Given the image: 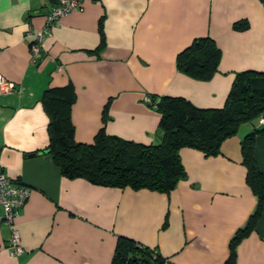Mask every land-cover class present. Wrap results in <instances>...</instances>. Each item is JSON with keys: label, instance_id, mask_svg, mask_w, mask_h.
I'll list each match as a JSON object with an SVG mask.
<instances>
[{"label": "crops", "instance_id": "0c3cea01", "mask_svg": "<svg viewBox=\"0 0 264 264\" xmlns=\"http://www.w3.org/2000/svg\"><path fill=\"white\" fill-rule=\"evenodd\" d=\"M56 0H0V77L17 91L0 95V165L30 188L11 227L0 224V264H112L118 238L155 250L169 264H225L230 242L257 205L246 183L240 142L261 128L242 124L206 156L179 149L185 172L169 193L106 187L67 178L47 153L46 90L71 87L74 142L108 136L149 146L160 114L145 99L183 98L200 109L225 106L237 74L264 72V0H83L30 61L28 30L39 31ZM213 41L217 70L196 79L176 67L195 39ZM150 99V98H149ZM253 156L264 175V135ZM23 253H8L11 230ZM235 264H264V205L235 247Z\"/></svg>", "mask_w": 264, "mask_h": 264}, {"label": "trees", "instance_id": "16d2710c", "mask_svg": "<svg viewBox=\"0 0 264 264\" xmlns=\"http://www.w3.org/2000/svg\"><path fill=\"white\" fill-rule=\"evenodd\" d=\"M219 51L207 38L195 39L176 57L178 70L196 79H208L218 66ZM149 106L160 114V141L149 146L134 144L101 130L90 145L74 142L70 108L74 102L71 87L46 90L41 102L49 123L47 153L67 178L84 177L106 187L148 189L169 193L185 177L178 151L189 147L206 156L220 154L221 144L236 135L238 128L264 113V72L237 74L226 104L221 109H200L183 98L149 97ZM256 135H264V126L248 133L240 142L246 183L257 198V205L245 226L230 242L225 264H235V247L255 227L264 205V175L253 156ZM148 258L163 264L157 252L140 248L127 238L116 243L112 264L139 263Z\"/></svg>", "mask_w": 264, "mask_h": 264}, {"label": "built area", "instance_id": "2783aa9c", "mask_svg": "<svg viewBox=\"0 0 264 264\" xmlns=\"http://www.w3.org/2000/svg\"><path fill=\"white\" fill-rule=\"evenodd\" d=\"M83 0H56V4L50 9L45 16V25L39 31L28 30L25 37L30 39L29 52L30 61L36 64L42 56L41 43L45 36L50 34L51 28L58 25L60 20L68 15L71 11L82 8ZM17 91L15 85L0 77V95L10 94ZM146 102L150 99L146 98ZM259 126H264V113L258 117ZM30 193V188L20 184L18 181L7 177L0 165V224H6L11 227L14 219L19 215L20 209L24 206ZM12 229V228H11ZM11 239L8 243V253L15 257L23 253L19 246L20 238L17 232L11 230ZM155 257L156 251L152 250ZM132 264H139L134 262ZM163 264H169L167 259Z\"/></svg>", "mask_w": 264, "mask_h": 264}, {"label": "water", "instance_id": "95a60500", "mask_svg": "<svg viewBox=\"0 0 264 264\" xmlns=\"http://www.w3.org/2000/svg\"><path fill=\"white\" fill-rule=\"evenodd\" d=\"M139 264H154L152 260L148 259V258H144L142 259Z\"/></svg>", "mask_w": 264, "mask_h": 264}, {"label": "rangeland", "instance_id": "374dc122", "mask_svg": "<svg viewBox=\"0 0 264 264\" xmlns=\"http://www.w3.org/2000/svg\"><path fill=\"white\" fill-rule=\"evenodd\" d=\"M254 121H255V120H254ZM254 121H252V122H248V123H246V124H247V125H249V124L252 125V124L254 123Z\"/></svg>", "mask_w": 264, "mask_h": 264}]
</instances>
